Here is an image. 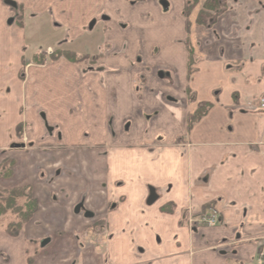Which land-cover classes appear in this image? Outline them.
<instances>
[{"label":"crops","instance_id":"obj_1","mask_svg":"<svg viewBox=\"0 0 264 264\" xmlns=\"http://www.w3.org/2000/svg\"><path fill=\"white\" fill-rule=\"evenodd\" d=\"M232 1L187 33L185 0H0V192L37 202L0 264H256L264 0ZM208 206L219 224L192 233Z\"/></svg>","mask_w":264,"mask_h":264},{"label":"trees","instance_id":"obj_2","mask_svg":"<svg viewBox=\"0 0 264 264\" xmlns=\"http://www.w3.org/2000/svg\"><path fill=\"white\" fill-rule=\"evenodd\" d=\"M199 5L198 0H185V6L183 9V18L185 20V29L188 33L189 30V17L193 10ZM227 9V5L223 0H205L198 12L196 18V24L199 26H207L208 21L213 17H216L223 13ZM187 49V77L190 78L193 73V54L188 45V41L186 44ZM60 59H64L71 63L80 64L85 62L88 57L78 56L75 53L69 51H54L50 57V61H57ZM44 60L35 59V64H43ZM210 105L202 104L200 105L196 112L188 118L187 128L191 129L193 124L200 120ZM1 176H8V170H1ZM210 206L206 207L202 212H205ZM167 210V209H166ZM37 211V202L31 197L30 191L28 188H19L13 189L10 191L0 192V218L10 214L16 217V221L10 222L4 228V231L10 236H16L22 229L23 225L26 224ZM27 264H31V261H28Z\"/></svg>","mask_w":264,"mask_h":264},{"label":"built area","instance_id":"obj_3","mask_svg":"<svg viewBox=\"0 0 264 264\" xmlns=\"http://www.w3.org/2000/svg\"><path fill=\"white\" fill-rule=\"evenodd\" d=\"M260 108L264 109V100L260 101ZM189 223L191 224V226L197 224V226L199 227H208V228L214 227L217 224V213L215 211H211L209 214L201 216L196 221L190 220ZM255 262L256 264H264V248L261 249L260 252L258 253Z\"/></svg>","mask_w":264,"mask_h":264},{"label":"flooded vegetation","instance_id":"obj_4","mask_svg":"<svg viewBox=\"0 0 264 264\" xmlns=\"http://www.w3.org/2000/svg\"><path fill=\"white\" fill-rule=\"evenodd\" d=\"M199 4H200V2H199ZM202 5V4H201ZM197 8V7H196ZM195 8V9H196ZM194 9V10H195ZM193 10V11H194ZM200 11V9L198 10V12ZM193 13V12H192ZM191 13V14H192ZM197 15H198V13H197ZM197 15H196V18H197ZM191 16V15H190ZM219 16V15H218ZM217 17V16H216ZM216 17H212L209 21H208V23H207V26H205V27H210V26H212V24L215 22V20H216ZM190 18V17H189ZM195 23H196V19H195ZM54 51H56V50H51V49H48V50H46L45 51V55L46 56H44L45 58H49L50 57V55L54 52ZM59 51H63V50H59ZM69 52H71V51H69ZM73 53V52H72ZM74 64H76V63H74ZM51 130V129H50ZM211 211H213L212 210V208L210 207V208H208L205 212H202V213H200L199 215H196V216H190L189 217V219H188V221H187V224H188V227H189V229H190V231L192 232V233H194V232H196L197 230H199V228H201V227H199V226H197V224H194L193 226H191V224L189 223V221L190 220H194V221H196L197 219H199L201 216H203V215H206V214H209ZM217 213V212H216ZM219 224V215H218V213H217V224L216 225H218ZM193 227V228H192ZM206 228H208V227H206ZM264 239H262V243L260 244V248H259V251H258V253L260 252V250L261 249H263L264 247ZM258 253H257V255H256V258H257V256H258Z\"/></svg>","mask_w":264,"mask_h":264},{"label":"rangeland","instance_id":"obj_5","mask_svg":"<svg viewBox=\"0 0 264 264\" xmlns=\"http://www.w3.org/2000/svg\"><path fill=\"white\" fill-rule=\"evenodd\" d=\"M223 1L225 2V0H223ZM227 2H228V4L225 2L227 6H229L230 4L233 3L232 0H228ZM250 4H252L250 0H245V1L242 0V2H241V6H242L243 8H244V7H249V8H250ZM254 4H255V3H254ZM246 5H247V6H246ZM198 7L201 8V4H199V5L197 6V8H198ZM197 8H196V9H197ZM200 8H199V9H200ZM243 8H242V9H243ZM242 9H241V10H242ZM262 18H263V15H259L258 18L255 19V20H253V21L255 22V24H256V23L260 24ZM258 26H259V25H258ZM87 64H89V63H86V61H85V62H83V63H80L79 65H80V66H83V65H87ZM92 64H93V63H92ZM94 64H96V63H94ZM94 67H95V66H94ZM261 100H263V99H260V100H259V103H260ZM13 221H16V217H14V216H12V215H10V214H7L6 216L0 218V229H3V230H4V228L7 226V224L10 223V222H13Z\"/></svg>","mask_w":264,"mask_h":264}]
</instances>
